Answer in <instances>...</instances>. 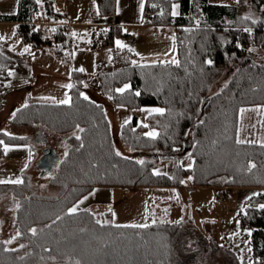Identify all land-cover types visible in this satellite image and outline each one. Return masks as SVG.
Segmentation results:
<instances>
[{
	"label": "trees",
	"instance_id": "trees-1",
	"mask_svg": "<svg viewBox=\"0 0 264 264\" xmlns=\"http://www.w3.org/2000/svg\"><path fill=\"white\" fill-rule=\"evenodd\" d=\"M39 2L47 18L64 16L53 0H19V11L0 14V20L19 21L17 33L23 41L34 48L51 44L56 54L65 58L72 37L60 23L54 26L52 38L38 35L34 17ZM96 2L101 13H111L112 0ZM245 3L144 0L145 23L174 28L178 63H142L133 50L113 46L112 61L119 70L103 71L93 81L115 106L157 105L163 110L162 114L147 115L145 124L133 117L121 125L119 138L129 148L128 154L117 155L103 105L82 95V71H72L68 104L31 102L13 112V124L38 125L62 135L67 148L50 175V181L58 186L57 194L29 193L26 172L20 183H0V198H18L14 224L27 246V251L19 254L0 239V264H212L202 261L207 250V259L225 250L226 264H264V208L260 207L264 205V142L258 139V129L264 127L254 126L247 133L240 130L242 109L258 106L259 113L264 111V54L257 57L252 49H264V0H247L257 11L254 18L243 13ZM98 31L104 43L111 45L116 35H125L115 25ZM5 45L0 39L2 77L15 62L4 53ZM231 64V77L207 96ZM125 85L128 88L119 92ZM78 126V134L70 133ZM148 129H156L155 139L145 135ZM0 141L18 144L27 142L28 137L0 131ZM186 143L190 148L183 152ZM151 148H156L162 160L173 163L171 173L154 174L156 165L141 154ZM182 156H191L190 166L178 163ZM98 185L260 188L238 212L242 226L249 229V254L240 258L228 246H217L201 233L191 236L182 220H151L153 214L148 213L146 227H131L106 221L105 217L111 216L109 209L96 212L84 208L69 213L77 200Z\"/></svg>",
	"mask_w": 264,
	"mask_h": 264
},
{
	"label": "rangeland",
	"instance_id": "rangeland-1",
	"mask_svg": "<svg viewBox=\"0 0 264 264\" xmlns=\"http://www.w3.org/2000/svg\"><path fill=\"white\" fill-rule=\"evenodd\" d=\"M9 7L14 10L16 0H7ZM211 3L235 4L240 0H208ZM61 19H50L44 14L42 3L38 5L40 21L36 24L44 25L47 30L44 36L52 38V30L58 23L63 24L72 37V43L66 51L65 58H60L53 50L51 44L40 48H34L31 43L23 41L17 33L15 24H0V39L6 41L3 48L5 54L14 57L15 62L6 69V76H0V131L27 136L24 143H1L0 153V181L2 183H14L22 179V173L26 172L30 184L29 193L39 196H53L58 193V186L50 181V176L42 177L36 168L41 154V147L50 146L62 157L66 152L65 137L49 131L43 132L38 125H16L11 118L13 112L20 106L31 102L60 103L65 99L70 100L72 85L71 74L73 70L83 68L85 82L82 85V94L89 99L101 103L110 123L112 138L117 152L128 154L129 148L120 140V127L125 121L135 117L140 124H145L147 115L153 113L150 109H161L157 105H142L138 108H128L124 105L115 106L106 94L101 93L93 84L95 78L103 71L114 72L119 70V65L112 61V47L117 46L116 41H121L127 49H142L148 53L146 57H138L142 63L160 61H173L175 54L156 55L164 52L165 45L172 44L175 52L174 28L167 26H147L141 31L132 32L133 37L139 43L133 45L125 43L121 35H116L114 43H104L102 37L97 35L99 27L119 26L122 33L127 32L129 24L143 23L144 0H112L110 14L100 12L96 0H63ZM243 13L256 17L257 11L246 3ZM54 21L53 24L48 22ZM56 21V23H55ZM138 28V27H137ZM173 32L169 35V31ZM173 39H172V38ZM172 39V41H171ZM136 41V40H135ZM136 41V42H137ZM135 42V43H136ZM95 44V45H94ZM28 51H25V49ZM255 56L264 54V49L252 48ZM154 54V55H152ZM234 66H228L222 75L211 85L207 96L216 93L221 86L231 77ZM11 73V74H10ZM70 85V87H69ZM241 114L240 130L244 133L254 129V126L264 127V111L260 107L252 106L243 109ZM80 127L72 130V134H78ZM258 139L264 142V128H259ZM156 129H148L146 133ZM190 131L188 132V137ZM5 148L8 149L5 152ZM188 150V149H187ZM186 150V151H187ZM185 151V152H186ZM142 157L150 159L156 165V171L169 174L173 163L170 160H162L157 154L156 148L141 152ZM178 163L182 166H190L191 156L179 157ZM176 189L173 186H105L101 191L89 192L95 200H105L96 203L92 210L101 212L111 211V216L105 220L115 224L145 225L148 213L153 214L152 219L182 220L185 227L190 230L191 236L199 233L212 239L217 246L222 244L229 247L240 258L247 257L248 239L246 234L249 229L243 227L238 212L243 209L245 200L255 191H251L243 197L244 190L230 188L220 190L222 200H214V190L210 187L190 188L189 186ZM216 187V186H215ZM219 188V187H216ZM221 188V187H220ZM247 188V187H243ZM94 191V190H93ZM246 192V191H244ZM244 198V199H243ZM18 198L6 195L0 198V239L9 249L16 250L19 254L27 251L26 241L17 235L14 219ZM87 200L75 202L71 207L83 206ZM107 203V204H106ZM78 207V208H79ZM11 241V243H7ZM23 245V247H21ZM200 250V246L197 247ZM209 251V250H207ZM202 253V261H210L212 264H226L227 254L225 250H219L209 259ZM200 261V260H198ZM200 263V262H197Z\"/></svg>",
	"mask_w": 264,
	"mask_h": 264
},
{
	"label": "crops",
	"instance_id": "crops-1",
	"mask_svg": "<svg viewBox=\"0 0 264 264\" xmlns=\"http://www.w3.org/2000/svg\"><path fill=\"white\" fill-rule=\"evenodd\" d=\"M8 1L7 0H0V14H15V13H17L18 11H19V0H16L15 1V7H14V10H12L10 7H9V5H8V3H7ZM39 4H41V2H39L38 3V5ZM63 5H65V2H64V4H62L60 7H56V5H55V8L57 9V10H60V9H63ZM174 10V9H173ZM38 12V11H37ZM175 12H177V6L175 5ZM40 18H42V16L40 17L39 15H38V13H37V15L34 17V20H35V23L37 24L39 21H40ZM55 20V19H54ZM15 24V26H16V28H17V25H18V23H19V21H17V20H0V24L1 25H8V24ZM54 23V21H52V22H48V24H53ZM55 23H56V21H55ZM147 26H152V25H149V24H147V23H145V22H143V23H140V24H138V26H137V24L136 25H134L133 23L132 24H129V26H128V28H127V32H125V34L126 35H130L131 36V39H132V43L131 44H133V45H137V43H139L138 41H137V38L135 39L134 37H133V35H132V32L134 33V32H138V31H141V28H147ZM138 27V28H137ZM154 27H158V26H154ZM169 31V35H172V37H173V32H171L170 30H168ZM171 37V38H172ZM173 39V38H172ZM172 39H171V41H172ZM137 42H136V41ZM175 41V40H174ZM136 42V43H135ZM165 50H163L164 52H160V53H157L156 55H165V54H169V55H171V54H175V52L172 50V48H173V46H172V44L171 43H169L167 46L165 45ZM135 53H136V55L138 56V57H140V58H142V57H146V55L148 54H146V53H144V52H141L142 51V49H139L138 48V50H137V48H135L134 50H133ZM152 55H154V54H152ZM42 131L43 132H46V130H44V129H42ZM202 187V186H201ZM203 187H210L211 189H213L214 191H215V189H221V190H223V188H216L215 186H203ZM102 188H104V185H98V186H94L90 191L91 192H95V190H97V191H101L102 190ZM179 188H183V187H176V189H179ZM190 188H196V187H190ZM230 188H233V187H229V188H225L224 190H230ZM234 188H239V189H241V190H244V191H246V192H244L243 191V193H247V194H244L243 195V197H245L246 195H248V193H251V191H255V193L256 192H258V191H260L261 189L260 188H257V187H247V188H243V187H234ZM94 190V191H93ZM89 191V192H90ZM89 192H87L85 195H83L79 200H77V201H81V200H87V203H85L83 206H77V208L76 209H84V208H86V209H90V210H92V208L96 205L97 206V204L96 203H99V202H101V203H103V201H104V204H105V200H102V199H99V198H97L96 200H95V198L92 196V195H89L90 193ZM255 193H253V194H255ZM252 194V195H253ZM244 199V198H243ZM76 201V202H77ZM107 204V203H106ZM79 207V208H78ZM92 211H94V210H92Z\"/></svg>",
	"mask_w": 264,
	"mask_h": 264
},
{
	"label": "water",
	"instance_id": "water-1",
	"mask_svg": "<svg viewBox=\"0 0 264 264\" xmlns=\"http://www.w3.org/2000/svg\"><path fill=\"white\" fill-rule=\"evenodd\" d=\"M188 144V147H187ZM190 148V144L186 143L183 148V152ZM60 159L59 154L54 150V148L47 146L44 148L43 153L40 155L36 168L40 171V175L50 176L55 172L57 163Z\"/></svg>",
	"mask_w": 264,
	"mask_h": 264
},
{
	"label": "snow or ice",
	"instance_id": "snow-or-ice-1",
	"mask_svg": "<svg viewBox=\"0 0 264 264\" xmlns=\"http://www.w3.org/2000/svg\"><path fill=\"white\" fill-rule=\"evenodd\" d=\"M173 15H176V12H175V6H174V10H173V13H172ZM116 45H117V47H119V48H124V47H126V45H124L121 41H119V40H117L116 41ZM129 50H131V49H129ZM25 51H28V49L26 48L25 49ZM172 63H178L177 61H175V60H173V61H171ZM207 63H209V64H211L212 63V61H207ZM79 71H83V68H81V69H79ZM11 74V73H10ZM69 87H70V85H69ZM128 88V85H125L124 86V88H121V89H118V91L119 92H121V93H123L126 89ZM83 95V94H82ZM136 95H139V93H136ZM85 99H88V97H84ZM60 103H63V104H68L69 103V100L68 99H65V100H63V101H60ZM148 111H150V112H158V113H163V110L162 109H150V110H148ZM244 110L242 109L241 110V112H243ZM125 123H127V121H125ZM145 127H147L146 125H145ZM81 131H83V129H81ZM145 135H147L148 137H150V138H153V139H155L156 137H157V135H158V133H156L155 131H150V132H148V133H146ZM238 142H241V141H238ZM0 143H3L2 141H0ZM8 151V149L7 148H5V152H7ZM120 153L119 152H117V155H119ZM138 163H141V164H143L144 162L143 161H138ZM252 167H254V165H252ZM155 175H159V172H155L154 173ZM21 181H19V180H17V181H14V183H20ZM0 183H2V181H0ZM260 207L261 208H264V205H260ZM77 211V209L75 208V207H73V208H71V209H69V213H75ZM59 218V217H58ZM98 223H99V221H98ZM131 227H146V225H130ZM35 229H32V232H33V234H35ZM17 235H19V233H17ZM7 243H11V241H7ZM21 247H23V245H21Z\"/></svg>",
	"mask_w": 264,
	"mask_h": 264
},
{
	"label": "built area",
	"instance_id": "built-area-1",
	"mask_svg": "<svg viewBox=\"0 0 264 264\" xmlns=\"http://www.w3.org/2000/svg\"><path fill=\"white\" fill-rule=\"evenodd\" d=\"M53 3H54V6L56 5V7L58 8L63 4V0H53ZM46 30H47L46 26L39 25V27L37 28V33H38V35H42ZM123 40L125 43H132V39H131L130 35H124ZM214 200H216V201L222 200V195H221L220 190L214 191Z\"/></svg>",
	"mask_w": 264,
	"mask_h": 264
},
{
	"label": "flooded vegetation",
	"instance_id": "flooded-vegetation-1",
	"mask_svg": "<svg viewBox=\"0 0 264 264\" xmlns=\"http://www.w3.org/2000/svg\"><path fill=\"white\" fill-rule=\"evenodd\" d=\"M47 146H44V147H41V154L43 153V151H44V148H46ZM40 154V155H41Z\"/></svg>",
	"mask_w": 264,
	"mask_h": 264
}]
</instances>
